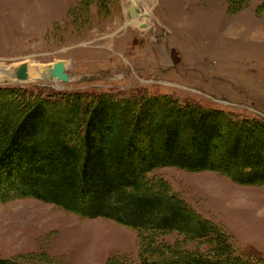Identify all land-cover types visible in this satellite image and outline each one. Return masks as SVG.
Here are the masks:
<instances>
[{
    "label": "rangeland",
    "instance_id": "rangeland-1",
    "mask_svg": "<svg viewBox=\"0 0 264 264\" xmlns=\"http://www.w3.org/2000/svg\"><path fill=\"white\" fill-rule=\"evenodd\" d=\"M234 1L114 0L101 10L84 0H0V67L13 71L28 63L35 78L15 83L0 77V86L42 97L168 95L179 104L222 110L234 120L264 121V11L258 10L264 0ZM84 4L87 13L80 10ZM129 5L137 10L136 18H129ZM59 61L69 81L41 79ZM53 117L58 127H73L63 122L64 115ZM19 120L18 115L12 119L14 124ZM241 138L245 143L255 139ZM148 178L164 180L173 194L227 233L245 259L264 260L263 185L173 167L153 170ZM154 238L153 247L206 250L204 240H186L175 231ZM140 244L134 230L110 219L82 218L33 198L0 202V259L137 262Z\"/></svg>",
    "mask_w": 264,
    "mask_h": 264
},
{
    "label": "trees",
    "instance_id": "trees-1",
    "mask_svg": "<svg viewBox=\"0 0 264 264\" xmlns=\"http://www.w3.org/2000/svg\"><path fill=\"white\" fill-rule=\"evenodd\" d=\"M84 1L107 10L114 0ZM82 7L87 13V5ZM258 10L264 11V3ZM57 113L73 127H58ZM244 135L255 139L245 143ZM163 167L211 171L237 184L264 186V121L234 120L222 110L179 104L168 95L42 97L0 86L1 203L33 198L82 218L110 219L134 230L141 244L149 241L140 244L137 262L107 264H264L238 254L229 235L173 194L164 180L148 178ZM174 231L186 240H204L206 250L152 246L156 235ZM0 264L18 263L0 259Z\"/></svg>",
    "mask_w": 264,
    "mask_h": 264
},
{
    "label": "water",
    "instance_id": "water-1",
    "mask_svg": "<svg viewBox=\"0 0 264 264\" xmlns=\"http://www.w3.org/2000/svg\"><path fill=\"white\" fill-rule=\"evenodd\" d=\"M128 15L129 18H136L137 17V10L135 9L134 5L128 6ZM15 80L18 82H24L28 78L27 74V63H23L15 70L14 75ZM45 78L56 81H60L66 83L69 81L68 74L65 72V65L62 61H59L55 64H52L45 76Z\"/></svg>",
    "mask_w": 264,
    "mask_h": 264
},
{
    "label": "bare ground",
    "instance_id": "bare-ground-1",
    "mask_svg": "<svg viewBox=\"0 0 264 264\" xmlns=\"http://www.w3.org/2000/svg\"><path fill=\"white\" fill-rule=\"evenodd\" d=\"M30 65L27 63V74H28V78L26 79L27 81H32L34 80V74L32 72H30ZM49 67H47L46 72L43 73L41 79H43L48 71ZM15 70H9V69H3V67H0V73H4L2 76L0 74V77L4 78L2 81H7L8 79H13V77L11 76L12 73H14Z\"/></svg>",
    "mask_w": 264,
    "mask_h": 264
}]
</instances>
